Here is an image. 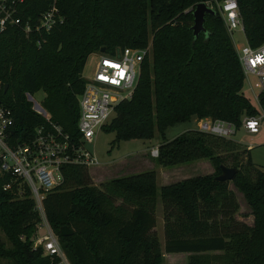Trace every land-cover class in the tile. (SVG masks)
<instances>
[{
	"label": "trees",
	"instance_id": "1",
	"mask_svg": "<svg viewBox=\"0 0 264 264\" xmlns=\"http://www.w3.org/2000/svg\"><path fill=\"white\" fill-rule=\"evenodd\" d=\"M207 1L212 0H55L63 20L48 33L26 36L18 26L0 33V103L11 112L12 138L26 140L36 127H49L25 95L42 91L41 106L50 123L75 143L77 95L87 56L100 48L112 53L148 46L131 96L114 107L101 130L114 134L111 144L157 134L160 166L206 159L212 167L211 173L156 191L153 170L95 186L85 167L63 166L61 183L45 194L41 206L69 264H161L153 231L156 196L164 253H187L186 264H264V167L251 162L250 149L196 129L164 137V130L177 123L209 118L237 129L242 117L258 113L241 91V66L218 12L205 13V31L196 38L191 33L193 7ZM48 4L23 0L17 16L32 24ZM236 5L245 42L259 45L264 0H236ZM256 100L264 109V89ZM221 166L236 169L231 180L215 179ZM6 182L8 177L0 176V232L7 242L0 240V264H61L59 257L32 247L40 217L27 187L21 185L17 194L15 185L2 189ZM228 184L241 194L251 225L234 218L238 204ZM61 226L71 234L59 235Z\"/></svg>",
	"mask_w": 264,
	"mask_h": 264
},
{
	"label": "built area",
	"instance_id": "2",
	"mask_svg": "<svg viewBox=\"0 0 264 264\" xmlns=\"http://www.w3.org/2000/svg\"><path fill=\"white\" fill-rule=\"evenodd\" d=\"M22 1L0 0V33L9 26L20 27L26 36L39 32L48 33L63 20L55 0H49L48 7L39 13L34 23L21 22L17 12ZM212 1L203 3L218 12L229 35L234 30L242 33L236 0ZM147 54L148 46L123 47L112 53L96 52L89 75L82 77L83 89L77 95L78 138L75 143L70 141L59 126L50 123L49 114L43 109L35 112L49 122V127H36L26 140L12 138L11 112L0 103V176L8 177V182L2 185V189L9 190L15 185L16 193L19 194L20 186L25 185L35 207L42 208L41 201L45 194L61 183L63 166L80 165L88 169L97 165V157L86 144L91 143L95 132L101 130L112 118L114 107L131 96L137 83L140 63ZM236 55L243 75L247 79H253V83L248 85L257 98L258 92L264 89V41L255 47L245 43L236 49ZM254 89H258V92H254ZM257 109L256 115L242 117L240 121V128L247 133H257L264 118L262 108ZM194 123L196 130L220 138L228 139L235 133L233 124L224 120L200 118L195 119ZM150 154L156 156V149L151 148ZM38 246L42 254L63 259L57 238L48 228L32 239V247Z\"/></svg>",
	"mask_w": 264,
	"mask_h": 264
},
{
	"label": "rangeland",
	"instance_id": "3",
	"mask_svg": "<svg viewBox=\"0 0 264 264\" xmlns=\"http://www.w3.org/2000/svg\"><path fill=\"white\" fill-rule=\"evenodd\" d=\"M230 40L235 52L237 48H241L246 43L243 33L238 30H234L231 33ZM95 55L96 52L91 53L87 56L81 71L82 77H87L89 75ZM249 83L252 84L253 79H247L243 75L241 91L243 95L248 98L252 106L260 109L257 104L255 95L249 88ZM253 91L258 92V89H254ZM43 96L44 93L42 91H37L33 94H26V100L30 102L31 108L34 111L39 112L40 109H43L41 106V100L43 99ZM261 111H264V109H262ZM194 121L195 119L189 122L177 123L168 126L164 130V137L169 140L181 132L189 129H195L196 126ZM113 138L114 134L112 132L98 130L95 132L91 143L86 144V147L89 150L93 151L98 160L97 165L87 169L90 183L92 185L98 186L101 182H105L110 178L118 176L134 174L143 170H153L155 172V185L157 191L158 187L162 184L172 183L191 176L203 175L208 174V172H212V167L206 159H199L189 163L174 165L170 167H163L158 165L155 156H152L150 154L151 148L156 149L157 152V145L160 142L157 134H155L153 138L148 140L131 139L118 141L111 144ZM230 139L233 143L239 145V149H243L245 147L249 148L251 162L258 167H264V118L260 122L257 133L250 134L239 127L235 129V133L230 136ZM225 163L230 164L228 159L225 161ZM228 187L233 191L235 200L238 204V209L234 214V218L246 223L247 225H251L252 217L249 215V209L245 205L241 194L237 192L231 186V184H228ZM115 203H118V201H115ZM36 210L39 213L40 223L36 227V233L34 237L36 235L43 234L45 229L47 228L50 230L48 224L45 221L42 208L36 206ZM153 214L155 218L153 231L158 239L160 250L162 252L161 264H186L188 256L187 253L163 252V216L162 206L158 196H156ZM52 234L54 233L52 232ZM0 240L4 241L7 245V242L1 232ZM59 259L61 264H69L64 255V260L62 259V257H60ZM3 262V260H0V263ZM212 264L219 263L214 262Z\"/></svg>",
	"mask_w": 264,
	"mask_h": 264
},
{
	"label": "water",
	"instance_id": "4",
	"mask_svg": "<svg viewBox=\"0 0 264 264\" xmlns=\"http://www.w3.org/2000/svg\"><path fill=\"white\" fill-rule=\"evenodd\" d=\"M213 14V10L207 7L203 2L197 3L194 5L193 10L191 12L192 14V25L190 26L191 33L194 38H196L199 34V32H204V26H203V18L204 14ZM99 52H103V48L99 49ZM6 85L3 86V91L5 90ZM236 169L233 167H220V172L218 175L215 176L216 180L219 181H229L235 174ZM59 235L61 236H67L71 234V230L68 229L66 226H61L58 229Z\"/></svg>",
	"mask_w": 264,
	"mask_h": 264
},
{
	"label": "crops",
	"instance_id": "5",
	"mask_svg": "<svg viewBox=\"0 0 264 264\" xmlns=\"http://www.w3.org/2000/svg\"><path fill=\"white\" fill-rule=\"evenodd\" d=\"M209 170H210V167H209ZM208 173H210V172H208ZM168 184V183H167ZM162 185H164V184H162ZM161 186V185H160Z\"/></svg>",
	"mask_w": 264,
	"mask_h": 264
}]
</instances>
